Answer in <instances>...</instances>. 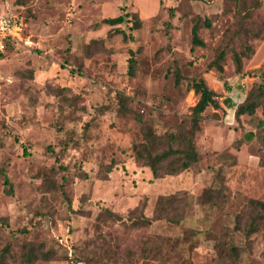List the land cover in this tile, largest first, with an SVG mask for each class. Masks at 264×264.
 <instances>
[{
    "label": "rangeland",
    "instance_id": "obj_1",
    "mask_svg": "<svg viewBox=\"0 0 264 264\" xmlns=\"http://www.w3.org/2000/svg\"><path fill=\"white\" fill-rule=\"evenodd\" d=\"M261 1L247 14L245 27L261 35H245L253 51L241 72L233 0L16 3L28 28L25 41L0 58V264H18L30 242L51 254L36 264H264V228L249 237L242 230L250 200L264 202V126L249 115L237 120L225 102L237 106L264 84ZM121 15L127 21L119 26L104 23ZM196 16L212 28L201 29L205 46L192 50ZM168 21L177 27L166 28ZM220 49L227 51L223 74L208 69ZM131 51L135 75L128 74ZM199 77L221 104L203 114L201 163L155 179L134 160L133 145L143 140L138 116L158 134L172 131L198 102L190 85ZM118 95L132 111H122ZM257 115L264 120L263 106ZM174 194L187 201L182 224H131L133 209L152 218L158 198ZM219 242L239 247L238 261Z\"/></svg>",
    "mask_w": 264,
    "mask_h": 264
},
{
    "label": "trees",
    "instance_id": "obj_2",
    "mask_svg": "<svg viewBox=\"0 0 264 264\" xmlns=\"http://www.w3.org/2000/svg\"><path fill=\"white\" fill-rule=\"evenodd\" d=\"M233 1L236 5V12L238 16L237 34L240 35L244 40L241 51H234L236 69L237 71L241 72L243 57L249 55V53L253 51L245 35L249 32L257 38L261 35V30H256L254 27H251L248 30V28L245 27V24L247 23V14L251 10L260 8L262 6V1ZM25 2L26 0L15 1V3L18 4H24ZM170 13L174 14V9H171ZM132 16L133 29H140L142 26V20L137 14H132ZM126 21L127 19L123 15L104 19V23L110 26H119ZM192 22L193 25L191 33L193 50L195 47L205 46V42L200 38V31L202 28L211 29L212 23L209 18L203 20L198 16L194 17ZM165 24L166 28L175 29L177 27V24L174 22L168 21ZM115 31L119 34H122L125 39L130 38L133 40V36L127 35L124 30L116 28ZM166 33L168 34L169 31L167 30ZM226 55V49H220L215 59L209 64L208 69L211 70L212 68H216L218 72L223 74V64L225 62ZM136 65L137 61L135 58V52L131 51L128 74L135 75ZM175 77L177 83H180L181 75L179 73V69L175 71ZM190 88L195 92L196 95L199 96L198 102L192 107L190 116L183 118L172 131L158 134L152 125H150L141 116H138V120L141 123L143 140L142 142L133 145L134 160L137 165L141 167H148L155 179L166 176H177L185 172H192L201 163V153L198 149L196 139L197 135L202 131L201 122L203 120V114L210 107L218 110L221 108V104L219 101V94L208 86L203 77L194 78ZM118 96L121 98L122 111H132L129 107H127L125 101L122 100V97L120 95ZM225 102L229 107L235 108V117L237 120H240L244 115H249L252 117V119L257 121L255 125L258 127L264 126V120H262L257 115V109L260 106L264 107V84L253 86L247 94L246 99L237 106H235L229 99H226ZM249 137H253V134L250 133ZM258 137H260V135ZM5 184L11 187L8 178L5 179ZM218 195L216 191H214L211 195L209 194V200H211L213 205H216L213 202V198L218 197ZM140 209H142L141 215L137 216L136 214ZM186 209L187 201L185 198L177 197L175 194L169 196H160L157 200L156 208L152 218L145 216L143 212L144 207L140 208V206H138L130 212L132 215L131 224L134 226L150 225L151 223L165 221L170 225L177 226L184 222L185 213L187 211ZM106 213L121 220V216L116 212L107 209ZM242 218V216H238L237 226L242 224ZM238 228L241 229V226H238ZM263 228L264 202L259 200H250L249 212L247 213V219L244 222L242 230L249 237ZM142 249L144 252H146L144 248ZM219 251L223 255L234 259L235 261H238L242 252L239 247L229 244L228 242H219ZM50 258V252L44 250L42 245L30 242L25 244L24 252L18 264H36L40 260H49ZM1 263L4 264L5 262L3 261Z\"/></svg>",
    "mask_w": 264,
    "mask_h": 264
},
{
    "label": "built area",
    "instance_id": "obj_3",
    "mask_svg": "<svg viewBox=\"0 0 264 264\" xmlns=\"http://www.w3.org/2000/svg\"><path fill=\"white\" fill-rule=\"evenodd\" d=\"M28 22L12 0H0V58L26 39Z\"/></svg>",
    "mask_w": 264,
    "mask_h": 264
}]
</instances>
